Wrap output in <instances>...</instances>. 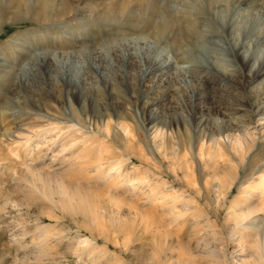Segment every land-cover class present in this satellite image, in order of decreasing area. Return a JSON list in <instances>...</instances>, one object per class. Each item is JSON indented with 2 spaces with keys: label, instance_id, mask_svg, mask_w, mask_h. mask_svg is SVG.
<instances>
[{
  "label": "rangeland",
  "instance_id": "1",
  "mask_svg": "<svg viewBox=\"0 0 264 264\" xmlns=\"http://www.w3.org/2000/svg\"><path fill=\"white\" fill-rule=\"evenodd\" d=\"M204 44L228 73L192 64ZM263 56L264 0H0V264H114L102 246L129 263L134 240L150 245L142 264H233L243 249L252 264L264 215L238 235L244 205L264 212ZM218 134L242 149L199 155ZM87 145L135 187L87 181ZM154 186L188 199L161 234L146 228Z\"/></svg>",
  "mask_w": 264,
  "mask_h": 264
},
{
  "label": "bare ground",
  "instance_id": "2",
  "mask_svg": "<svg viewBox=\"0 0 264 264\" xmlns=\"http://www.w3.org/2000/svg\"><path fill=\"white\" fill-rule=\"evenodd\" d=\"M217 0H211V3L215 2ZM219 3V2H218ZM221 3V2H220ZM223 3V2H222ZM232 3V2H231ZM214 8V7H213ZM216 8V7H215ZM211 9V8H210ZM73 11V9H72ZM217 11V10H216ZM218 12V11H217ZM47 13V12H45ZM219 14H221V12H218ZM218 14V15H219ZM223 14V13H222ZM217 15V13H216ZM228 16V15H227ZM53 17V16H52ZM221 20V19H219ZM202 21H206V20H202ZM135 25V24H133ZM190 26V25H188ZM194 26V25H193ZM189 28V27H188ZM197 29V27H196ZM199 30V29H197ZM232 35V33H231ZM245 36V35H244ZM193 37V36H192ZM230 42V41H229ZM232 43V42H231ZM212 44V43H211ZM201 45V48L198 49V52L196 53V55L194 56H191L190 57V60L193 63L195 64H203V65H207V64H214L216 66L217 69L221 70L222 73L226 74L228 73L227 71V68L223 67V63L221 61V59H215L214 61L212 60V55L214 54L215 55V50H217V48H220V47H217V45ZM216 44V43H215ZM234 44V43H233ZM220 45V44H219ZM232 53L234 51V49H231L230 50ZM244 58V56H242ZM264 57V56H263ZM175 59V58H174ZM245 59V58H244ZM263 59V58H262ZM261 59V60H262ZM241 60V59H240ZM164 63V62H163ZM263 63V62H262ZM206 67V66H205ZM214 67V66H213ZM215 73V72H214ZM218 74V73H217ZM224 76V75H223ZM221 113V112H220ZM160 123V122H159ZM108 124V123H107ZM117 124H121V121L120 123H117ZM161 124V123H160ZM166 124V123H165ZM164 125V123H163ZM109 126V125H108ZM162 126V125H161ZM229 126V125H227ZM77 127V126H76ZM122 127V126H121ZM230 127V126H229ZM108 129V128H107ZM162 129V128H161ZM159 127L157 126H154V130L152 132V134L154 136L156 135H159L160 131H162ZM224 129V128H223ZM228 129V128H227ZM234 129V128H233ZM99 130V129H98ZM226 131V130H225ZM101 132V131H100ZM69 133V132H68ZM76 134V133H75ZM80 134V133H79ZM101 134V133H100ZM103 134V132H102ZM232 135V134H231ZM17 136V135H16ZM237 136V135H236ZM239 137V136H237ZM154 138V137H153ZM224 138H225V135H224ZM226 138L228 139V141L224 140L225 142H228L229 146H227L225 144V142L222 140V135H217V137H211L210 141L208 142L209 143V147L207 148H204L203 146H200L198 152L199 155H204V154H208L209 155H213L214 157H216V155L218 156L219 154L221 153H228L227 151H230V153H232V151L234 152H238L239 149H242L241 147V139L240 138H234L232 136H229V135H226ZM98 140V139H97ZM80 141V140H79ZM105 141V140H104ZM101 142V140H100ZM95 143V142H94ZM93 143V144H94ZM83 144V143H82ZM87 144V143H86ZM74 145L72 144L70 146L69 149H65L64 147V151L65 150H68L70 153H72V150L74 151L75 149H72ZM243 146V145H242ZM67 147V146H66ZM99 147H102V146H98V147H94L93 145L89 146H84L82 151L80 153H77V157H76V162L78 164V167H79V173L84 177H86L85 179L88 181L91 180L93 181H96V182H101L103 183V185L105 186H108L111 188V190H119L120 188L123 189L125 186V184L127 182V184H129L128 186H130V188H134L135 187V184L137 183V179L135 177H133L132 175H130L129 173L125 172L124 169L122 170L119 163H114L112 162V164L110 165H107V166H104L103 163H101L100 161V152L98 156H96V154H94L96 151V149L98 150ZM230 147V148H228ZM76 148V147H75ZM228 148V150H227ZM72 149V150H71ZM106 149V148H105ZM103 149V150H105ZM90 150V151H89ZM95 150V152H94ZM101 151V150H100ZM94 152V153H93ZM106 152V151H105ZM97 153V154H98ZM104 153V151L102 152ZM64 154V153H63ZM110 155V154H109ZM220 157V156H219ZM218 157V158H219ZM219 164V163H218ZM263 166V165H261ZM77 167V168H78ZM215 169V168H214ZM221 169H224V168H221ZM229 169V168H228ZM227 169V170H228ZM129 170V169H128ZM226 170V171H227ZM218 171V170H217ZM226 171L224 170V174H227ZM229 171V170H228ZM209 172V170H208ZM215 172V171H214ZM212 171L213 174H211L212 176H216V172L214 173ZM207 173V171H206ZM210 174V173H209ZM220 174V173H219ZM224 174H222L224 176ZM228 175V174H227ZM226 175V176H227ZM232 175V174H231ZM225 176V177H226ZM208 177V176H207ZM229 177V176H227ZM94 178V179H93ZM139 178V177H138ZM143 179V178H142ZM210 179V178H209ZM218 179V178H217ZM229 179V178H228ZM258 183H257V189L258 191L263 195L264 194V173L260 174L258 177ZM216 180V178H215ZM142 181V180H141ZM213 181V180H212ZM132 182V183H131ZM146 182V181H145ZM138 183H139V180H138ZM215 183V182H214ZM164 185V184H163ZM188 186H189V183H188ZM103 187V186H102ZM123 187V188H122ZM190 187V186H189ZM193 188V187H192ZM213 188V187H212ZM136 189V188H135ZM148 189H150V193L149 195L147 196L148 199H147V203H150L152 204V206H154L155 208H158L160 210V213H151V217L150 219H148V222H147V226L146 228H148V226H150L149 229L151 230H156L157 232H160L161 234V227L162 226H166L165 228H163V232H165V229L167 227H172L174 228V226L176 225L177 221H179V216H180V219L182 216L184 215H180V210H179V207L180 206H186L188 204V199L186 200L183 195V193H181L179 191V189L177 190H172L171 192L169 191H166L165 189H162L160 188L159 186H154V187H149ZM182 191V190H181ZM180 192V193H179ZM183 192V191H182ZM116 194V193H114ZM148 194V193H147ZM189 195V194H188ZM251 195H253V192H251ZM187 196V195H186ZM137 197V196H136ZM249 200H252V197L249 198ZM145 202V201H144ZM191 203V202H190ZM246 206V205H244ZM242 207L241 208V212H243L244 214L242 215V224L240 225L239 227V231L241 233H239L238 236H240V234H243L248 232L250 238L251 236H255V234L257 233L256 231V226L257 224H259V222H261L260 220L262 219V216H258V215H264V212L261 214V213H258L257 216L256 214L253 215L254 217H250L252 212H249L250 210H245L244 208L245 207ZM189 207V206H187ZM232 207V206H231ZM186 209V208H185ZM196 209V208H195ZM182 210V209H181ZM188 210V209H187ZM200 210V209H199ZM264 209H261L260 211H262ZM156 211V210H155ZM245 211V212H244ZM194 212V211H193ZM197 211H195L196 213ZM258 212V211H257ZM191 213V212H190ZM189 213V214H190ZM138 214V213H137ZM182 214H185V213H182ZM139 215V214H138ZM141 216V215H140ZM196 218H201L203 216H205V213L201 212V211H198L195 215ZM208 216V215H207ZM206 216V217H207ZM193 217V218H195ZM231 217V216H230ZM240 217V216H239ZM229 218V217H228ZM237 217H235L236 219ZM183 219V218H182ZM198 221L200 219H197ZM204 220V218H203ZM184 221V220H183ZM239 221V220H238ZM208 223V222H207ZM163 224V225H162ZM166 224V225H165ZM184 225V224H183ZM204 225V224H203ZM238 225V224H237ZM261 225V224H260ZM56 226V225H55ZM177 226V225H176ZM235 226V225H234ZM259 226V225H258ZM60 228V227H59ZM145 228V229H146ZM176 228V227H175ZM179 228V227H178ZM182 228V227H181ZM186 228V227H184ZM177 229V228H176ZM235 229V228H234ZM148 230V229H147ZM146 230V231H147ZM202 230V229H201ZM214 230V229H213ZM238 230V229H236ZM261 230V229H260ZM41 231V230H40ZM45 231V230H44ZM236 232V231H235ZM250 232V233H249ZM55 233V232H54ZM201 233V232H200ZM156 234V233H155ZM259 234V233H258ZM54 235V234H53ZM154 235V234H153ZM159 235V233H158ZM242 235V236H243ZM57 236V235H56ZM59 236V235H58ZM253 236V238H254ZM48 237V236H47ZM51 237V236H50ZM55 237V236H54ZM232 237V236H231ZM241 237V236H240ZM59 238V237H58ZM65 238V237H64ZM149 238V237H148ZM46 239V238H44ZM56 239V238H55ZM129 237H125L124 240H128ZM150 239V238H149ZM193 239V238H192ZM215 239V238H214ZM233 239V237H232ZM256 239V238H255ZM43 240V239H42ZM66 240V239H64ZM79 240V239H78ZM238 240V239H237ZM91 241V240H90ZM61 242H63V240H61ZM60 242V243H61ZM83 243L85 244H90L88 238H85L83 239L82 241ZM125 242V241H124ZM81 243V241L79 242ZM126 243V242H125ZM246 243V242H244ZM250 242L247 243V245L249 244ZM116 244V242H115ZM156 244V243H155ZM92 246V251L90 252L89 256L83 258V259H86L88 262L91 261L94 259L95 255H99L102 256V254H107L108 257H112L114 261V264H142L143 261L141 259H138L136 256H135V253L137 251V249H140V248H146L148 246V243H140L138 240H134L131 244V246H129L128 244H126V254L128 256V258L130 259L129 263H127V261H123V260H120V259H116L117 256L113 257V252L111 250L108 249L107 246H102L106 249V251H104L103 253H100L99 251H101V246L98 245L96 242L94 244H90ZM119 245V244H117ZM245 245V244H243ZM150 246V245H149ZM148 246V247H149ZM251 246V245H250ZM49 247V246H48ZM139 247V248H138ZM147 247V248H148ZM158 247H159V244H158ZM53 248V247H52ZM100 248V249H99ZM150 248V247H149ZM88 249V248H87ZM161 249V247H160ZM251 249V248H250ZM249 249V250H250ZM252 249H253V253L251 254V257H253L254 259V262L252 264H264V234L261 235V232L259 234V238L258 240L253 244L252 246ZM142 251H145L143 249H140ZM157 250L159 249H156V252ZM77 252V251H75ZM99 252V254H98ZM155 252V253H156ZM145 253H149V252H145ZM154 253V254H155ZM246 253V251L243 249V250H240V252H235L234 255L236 256V261H234L233 264H247V261H244V259L247 257V255H244ZM157 254V253H156ZM148 255V254H146ZM152 255V254H151ZM150 255V256H151ZM244 255V256H243ZM96 258V259H99V257ZM105 256V257H107ZM145 256V255H144ZM155 256V255H154ZM250 256V255H249ZM51 257V256H49ZM153 257V256H152ZM152 257H147L148 259L151 258L153 259ZM158 257V256H157ZM101 258V257H100ZM145 258V257H144ZM107 259V258H106ZM146 259V258H145ZM155 259V258H154ZM153 259V260H154ZM240 261L238 262L237 260ZM95 260V259H94ZM109 260V259H108ZM104 261V260H102ZM147 261V260H146ZM86 262V261H85ZM87 262V263H88ZM112 262V261H111ZM145 263V262H144ZM147 263V262H146ZM90 264H94V263H90ZM97 264L98 261H97Z\"/></svg>",
  "mask_w": 264,
  "mask_h": 264
}]
</instances>
